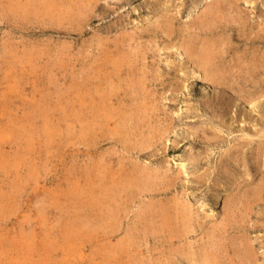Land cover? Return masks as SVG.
<instances>
[{"label": "rangeland", "instance_id": "obj_1", "mask_svg": "<svg viewBox=\"0 0 264 264\" xmlns=\"http://www.w3.org/2000/svg\"><path fill=\"white\" fill-rule=\"evenodd\" d=\"M252 31L264 0H0V264H264Z\"/></svg>", "mask_w": 264, "mask_h": 264}, {"label": "bare ground", "instance_id": "obj_2", "mask_svg": "<svg viewBox=\"0 0 264 264\" xmlns=\"http://www.w3.org/2000/svg\"><path fill=\"white\" fill-rule=\"evenodd\" d=\"M215 7V6H214ZM220 7V6H219ZM84 8V7H83ZM86 10V9H85ZM80 13V12H79ZM86 13V12H85ZM81 15V14H80ZM82 16V15H81ZM69 21V20H68ZM220 28V27H219ZM236 30V29H235ZM245 31V30H244ZM262 32V31H261ZM240 34V33H239ZM255 34V35H254ZM246 35V34H245ZM239 36V35H238ZM240 37V36H239ZM239 37L237 38V40L239 39ZM137 39V38H136ZM246 41H250L251 43L255 44L256 42H258L259 40L261 42L264 43V34L258 32H250L249 35L245 38ZM173 41V40H172ZM180 43V42H179ZM136 44V43H135ZM223 44H226L223 41ZM147 45V44H146ZM196 45V44H195ZM215 43H210V46L208 45L207 47H205L203 50H201L200 52H197V56L195 57V61L197 63V65L199 66L200 70L203 72L204 77V84H208L211 80H219L221 74H219L220 72L218 71L217 68H215V65L217 63V52H215L217 49H215ZM219 46V45H218ZM223 46V45H222ZM143 48V47H142ZM182 48V47H181ZM218 48V47H217ZM233 48V47H231ZM202 49V48H201ZM221 49H223V47H221ZM188 50V48H187ZM222 51V50H221ZM225 51V48L224 50ZM215 52V53H214ZM188 53V52H187ZM247 53V52H246ZM190 55V54H189ZM188 55V56H189ZM144 56V55H143ZM142 57V56H141ZM245 57V56H244ZM121 59V58H120ZM143 59V58H141ZM145 60V59H144ZM119 61V60H118ZM121 61V60H120ZM190 61V60H189ZM259 61V60H258ZM123 63V62H122ZM261 63L264 65V57L261 60ZM115 64V63H114ZM122 66V64H120ZM217 67V66H216ZM237 68V67H236ZM150 72V71H149ZM143 73V72H142ZM131 80V79H130ZM139 80V79H138ZM142 80V79H141ZM113 83V82H112ZM218 84V83H217ZM223 86V85H222ZM110 87V86H109ZM111 88V87H110ZM145 89V87H144ZM109 92V91H108ZM111 94V92H110ZM55 96V95H54ZM52 97V96H51ZM56 97V96H55ZM256 97V96H253ZM261 97V96H260ZM259 97V98H260ZM255 99V98H254ZM132 101V100H131ZM40 102V101H39ZM74 102V101H73ZM250 102L253 103V101L250 100ZM32 105L34 103H31ZM40 104V103H38ZM250 104V103H249ZM258 104V103H257ZM257 104H254L253 110L256 109ZM41 105V104H40ZM259 105V104H258ZM37 106V105H36ZM45 108V107H44ZM63 108V107H62ZM47 109V108H46ZM57 109V108H56ZM60 109V108H59ZM47 111V110H46ZM131 114V113H130ZM37 117V116H36ZM137 117V116H136ZM39 118V117H38ZM122 133V132H121ZM141 133V132H139ZM86 134V133H85ZM120 134V133H119ZM89 135V134H88ZM167 135V134H166ZM83 138V137H82ZM123 138V137H122ZM142 138V137H141ZM144 186V185H143ZM125 187V186H124ZM108 190V189H107ZM107 195V194H106ZM118 203V202H117ZM242 216V215H241ZM83 217V216H82ZM95 218V217H94ZM83 219V218H82ZM89 222V221H88ZM144 236V235H143ZM140 237V236H139ZM134 240V239H133ZM195 244V243H194ZM220 245V244H219ZM194 249V248H193ZM215 249V248H213ZM251 249V248H250ZM217 250V248H216ZM209 251H212L209 249ZM215 251V250H214ZM208 252L205 250V252L201 255L200 258H198V260H193V264H219V254H216L217 252ZM248 251V250H247ZM81 258H83V255H80ZM227 259V258H226ZM67 264H74L73 260H68ZM77 264H83L82 262L79 263V261L77 262Z\"/></svg>", "mask_w": 264, "mask_h": 264}]
</instances>
